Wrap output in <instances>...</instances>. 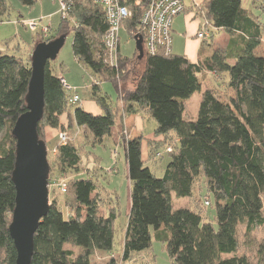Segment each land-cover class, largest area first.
<instances>
[{"label":"trees","instance_id":"16d2710c","mask_svg":"<svg viewBox=\"0 0 264 264\" xmlns=\"http://www.w3.org/2000/svg\"><path fill=\"white\" fill-rule=\"evenodd\" d=\"M19 1L26 6L37 2ZM67 3L68 16H61L58 29H50L46 37L37 31L34 44L72 32L75 57L101 81L112 82L118 99L115 102L102 93L96 80L92 95L102 111L94 115L78 107L72 112L76 105L69 102L73 93L63 86L49 62L39 136L46 141L47 126L60 129L61 134L76 124L88 125L94 140L102 143L117 126V142L124 149L130 181V209L121 255L98 259V251L109 252L114 247L117 214L113 208L103 211L104 198L94 177L77 174L84 164L82 144L73 139L60 141L54 157H48L50 194L54 195L35 233L31 264H135L137 255L152 247L154 235L167 243L172 264H251L236 252L239 225L246 224L249 233L264 224V55L256 52L264 38V21L245 8L243 0H202L191 8L203 19L201 29L210 32L203 47L219 30L230 35L227 46L211 44L196 63L183 54H167L163 47L155 54L144 50L142 58L137 50L132 57L119 51L117 64L110 65L103 42L109 28L103 6L94 0ZM128 4L132 16L124 27L138 37L141 7L131 0ZM260 8L264 10V0ZM10 11L7 0H0V22L12 19ZM18 40L0 41V264H15L17 258L9 233L16 200L12 129L27 110L25 96L32 68V53L27 48L23 56L8 52L25 48ZM138 63L143 70L137 76ZM216 85L229 93L223 94ZM200 91L197 118L188 119L184 116L187 100ZM64 113L67 122L62 120ZM134 114L156 121L155 137L148 139V160L162 157L163 152L170 155L162 177L142 158L144 135L127 134L125 119ZM53 173L58 177L52 178ZM199 181L200 200L190 208H175L173 194L192 197ZM211 196L214 221L206 220L204 214V208L213 204ZM65 205L72 210L67 215ZM68 243L80 247V253L68 248Z\"/></svg>","mask_w":264,"mask_h":264},{"label":"rangeland","instance_id":"374dc122","mask_svg":"<svg viewBox=\"0 0 264 264\" xmlns=\"http://www.w3.org/2000/svg\"><path fill=\"white\" fill-rule=\"evenodd\" d=\"M263 0H243L244 7L248 9H253V6L257 9L256 15L264 21V10L260 8ZM8 5L11 8L10 16L11 20L23 18H33L39 20V29H41L42 22L45 25L50 23L51 29L55 32L61 22V14L55 13L52 17H49L52 10L59 8L57 6L52 7L49 0H37L33 6H26L22 4L19 0H7ZM58 2V0H57ZM254 2V3H253ZM256 2V4H255ZM255 4V5H254ZM255 12V11H254ZM45 15L43 20L41 17ZM25 25V24H24ZM74 23L71 24L73 26ZM26 26V25H25ZM21 25V36L18 38L21 46L25 48L21 49V52H13L12 48L9 49V53H15L18 56H23L29 52L33 53L37 38V29L31 30ZM41 33L43 34L42 30ZM50 33V28L49 32ZM220 36V33L217 37ZM21 37V38H20ZM73 33L70 32L67 37L64 46L60 50L57 58L50 61L51 67L55 74L64 76L69 82L72 90L70 93L75 91L80 95V102L74 105L70 110L73 112L76 108L81 107L86 112L92 113L94 115L100 113L101 106L96 101L92 95V85L96 80L100 82V87L102 93L108 94L113 101L116 102L118 99V92L114 87L112 82L101 81L99 75L94 74L93 71L82 64L74 55L72 48ZM120 42H121V53L125 56L132 57L136 52V39L125 27L120 30ZM213 41H209V45L205 46L204 49L208 52L210 45ZM34 45V46H33ZM27 48V49H26ZM259 55H264V42L259 46L257 51ZM201 56V55H200ZM137 76L143 70V64L138 63ZM130 85V83L128 84ZM221 88L223 94L229 93L226 87L221 85H216V87ZM225 88V89H224ZM203 96V91L197 92L194 96L187 100V109L184 116L188 119L195 120L198 115L200 100ZM67 113L62 115V120L67 122ZM74 127L66 132V140L73 139L74 143L79 144L84 147L83 149V161L84 164L82 168L77 173L78 175H90L94 177V181L100 185L101 194L104 198V205L102 207L103 211L106 213L108 209H115L117 214L116 226H115V238L114 247L111 251H98V259H105L111 255L119 257L122 253L123 240L125 235V230L128 221V211L130 209V181L128 178V170L125 161V152L123 147L117 142L118 127L113 128L111 136H106L102 143L96 142L94 140V134L92 129L88 125H82ZM157 127L156 121L153 118L142 117L141 115L137 117V122L135 127L133 126V132H131V127L128 126L127 134L128 136H134V133L143 134L144 138L142 140V158L146 164L150 167L152 172L158 177H162L166 171L167 165L170 161V155L163 152V156L157 158L156 160L149 159V140L155 137V129ZM46 134V145L48 149V157L53 158L55 155V149L58 143L62 141L60 135V129L47 126L45 128ZM85 143V145H83ZM163 151V149H161ZM89 168V169H88ZM74 173H69L73 175ZM76 174V173H75ZM58 177L57 173L52 174V178ZM202 181L196 184L194 194L192 197H177L173 194V205L175 208L187 207L190 208L196 200H200L199 192L202 191L201 188ZM59 184H63L59 183ZM62 187V186H61ZM62 192H65L63 187ZM206 190H204V193ZM51 193V185H50ZM204 193L202 195H204ZM54 195V192L52 193ZM52 195L50 194V201ZM213 203L209 207L204 208L205 219L209 221H214L215 217V206L214 198L210 197ZM66 206V205H65ZM66 215L72 212L67 206L65 207ZM264 214V211H263ZM238 250L236 252L239 256L246 257L251 264H264V224L262 226H257L249 233L246 232V224H240L238 227ZM68 248L75 250L76 254H79L81 249L78 246L72 244H66ZM137 260V261H136ZM135 264H172V259L169 255L167 249V243L164 241H159L156 239L155 235L153 237V244L150 249L144 250L137 255ZM131 263V262H130ZM126 264V263H122Z\"/></svg>","mask_w":264,"mask_h":264},{"label":"water","instance_id":"95a60500","mask_svg":"<svg viewBox=\"0 0 264 264\" xmlns=\"http://www.w3.org/2000/svg\"><path fill=\"white\" fill-rule=\"evenodd\" d=\"M66 35L38 42L31 57V78L25 96L27 110L16 120L12 135L16 139V157L12 181L16 200L9 233L17 251L15 264H31L35 233L50 209V172L46 141L39 136L38 125L45 108V72L65 44ZM138 58L144 55L143 39L136 36Z\"/></svg>","mask_w":264,"mask_h":264},{"label":"built area","instance_id":"2783aa9c","mask_svg":"<svg viewBox=\"0 0 264 264\" xmlns=\"http://www.w3.org/2000/svg\"><path fill=\"white\" fill-rule=\"evenodd\" d=\"M129 0H94L95 3L103 6L106 12L109 28L106 31L103 42L108 52L107 62L116 65L120 47V30L127 19L132 16V8L128 4ZM141 7V16L138 23V30L135 33L143 39L144 50L150 54H155L160 48L165 52H171L172 45V24L174 18L186 10L185 0H131ZM69 6L67 0H60V14L66 18ZM31 30L38 28V20L31 19L24 22ZM43 35H49V27H43ZM210 36L207 29H201L197 37L201 40ZM63 86L71 91L72 87L60 76ZM80 96L75 91L70 98L71 104H77ZM62 141H66V133H61ZM64 186L62 185V188Z\"/></svg>","mask_w":264,"mask_h":264},{"label":"crops","instance_id":"0c3cea01","mask_svg":"<svg viewBox=\"0 0 264 264\" xmlns=\"http://www.w3.org/2000/svg\"><path fill=\"white\" fill-rule=\"evenodd\" d=\"M49 1L51 3L52 7L57 6V3L59 4V8L55 7L54 11L52 10L50 13H48V14H50L49 17H52V15H54L55 13H57V14L60 13V0H58V2H57V0H49ZM185 2H186V10L184 12L180 13L179 15H177L173 21L172 50L171 51L174 54H183L190 61L196 63V62H198V60L201 57L200 56L201 52L207 53V51L203 49L204 48L203 47L204 40H201L197 37V33L202 28L203 19L199 15L196 14L194 9L191 8V5H193V3L200 4L202 2V0H185ZM243 6H244V4H243ZM250 10L255 11L254 13L258 12L257 9L255 8V6H253V9H250ZM44 18H45V15H43V17H41L40 20H43ZM27 20H31V18H23V16H22V19H20V20L19 19H13V20H9V21L0 22V41L6 40L9 38H13V37L18 38L19 35L21 36V25L25 26L24 22ZM38 24H39V20H38ZM39 27H40V25H39ZM43 27H49L51 29L50 23L48 25H45L42 22L41 29L38 28L37 31L41 32ZM219 33H220V36L217 37V35ZM217 35L215 36V38L212 42V44H213L212 46L214 48L227 46L228 41L230 39V35L227 34L224 30H219ZM263 42H264V38H263L262 43ZM258 50H259V47L256 49V52ZM119 51L121 52V42H120ZM140 115L141 114L130 115L125 119L126 128L128 129V126H130L131 132H133L132 127L133 126L135 127L136 122H137V117ZM141 134L134 133V136H139ZM134 136H132V137H134Z\"/></svg>","mask_w":264,"mask_h":264}]
</instances>
